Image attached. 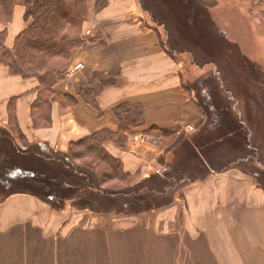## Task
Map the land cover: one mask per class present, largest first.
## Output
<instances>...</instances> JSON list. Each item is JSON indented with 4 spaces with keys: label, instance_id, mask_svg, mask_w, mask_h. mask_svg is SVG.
I'll list each match as a JSON object with an SVG mask.
<instances>
[{
    "label": "crops",
    "instance_id": "0c3cea01",
    "mask_svg": "<svg viewBox=\"0 0 264 264\" xmlns=\"http://www.w3.org/2000/svg\"><path fill=\"white\" fill-rule=\"evenodd\" d=\"M26 1L13 0L9 21H0L7 48L26 26ZM141 1L145 8L139 0H107L96 11V0H86L82 24L86 42L60 66L64 76L52 88L55 99L47 126L36 128L32 122L37 80L0 68L1 150L10 149L8 141L12 147L7 128L13 99V114L26 142L22 146L15 138L21 150L44 145L68 152L72 143L106 130L113 135L103 149L119 160L125 176L109 179L117 180L113 183L120 189L106 190L108 185L95 172L79 165L89 172L88 184L101 192L95 198L98 207L88 203L78 209H55L54 195L9 192L0 183V264H264L263 195L254 193L258 187L248 172L237 163L229 166L236 156L218 165V160L240 148L220 150L215 144L220 124L215 119L207 122L197 94L183 86L182 64L160 46L162 31L157 26L169 33L168 27L177 26L170 12L178 10L181 16L191 7L185 2L177 5L176 0ZM193 1L201 11L197 26L221 3ZM148 15L162 23L155 26ZM211 21L209 42L196 34L177 43L192 44L196 57L222 53L220 44L237 46L224 23L218 30ZM262 38L256 40L263 49L264 34ZM109 79L114 82L99 91L96 106L78 95L81 85ZM239 85L246 90L245 84ZM245 98L249 99L247 94ZM121 104L141 108V120L124 130L114 112ZM252 146L264 156L260 137ZM263 164L255 163L260 173ZM31 181L41 186L38 179ZM48 181L55 183L52 177Z\"/></svg>",
    "mask_w": 264,
    "mask_h": 264
},
{
    "label": "trees",
    "instance_id": "16d2710c",
    "mask_svg": "<svg viewBox=\"0 0 264 264\" xmlns=\"http://www.w3.org/2000/svg\"><path fill=\"white\" fill-rule=\"evenodd\" d=\"M176 1L177 4L185 2L189 8H192L188 11L185 10L181 16L178 10L170 12L171 17L176 19L174 21L177 24L176 28L179 26L178 29L181 32L176 35V38L192 39V36L197 34L204 41L208 40L212 19L207 22L202 20L201 25L197 26V23L201 22L199 18L201 11L195 2L193 0L191 3H188L190 0ZM106 2L107 0H96V11L104 7ZM12 6L13 0H0V21L4 23L9 21ZM85 18L86 0H27L24 12L26 26L16 36L12 48H7L4 44L5 30L0 32V62H3L13 75H18L23 79L30 76L37 78L38 93L31 109L33 126L36 128L50 124V107L51 102L55 99L52 88L64 76V71L61 70L60 66L69 59L73 49L86 42L82 36V24ZM173 27L176 29L175 26ZM162 43L160 42V46L166 48V42L162 41ZM165 50L175 59L168 48ZM99 83H101L102 88L111 81L109 79ZM182 83L186 90H192V87L185 85L184 82ZM93 86L81 85L78 88V95L86 103L96 106L95 102L99 92ZM200 107L206 111V106L200 103ZM8 108L11 117L9 122L15 128L16 134L11 132L8 135L12 142L10 149H0V163L4 165L0 169V183L3 182L5 190L9 192L13 190H24L33 193L43 192L48 196L54 195V198H57L60 194L59 190L63 186L60 181L66 180L70 187L71 195L69 198L71 197L73 200L74 196L81 194L83 197L81 201L88 204L99 195L101 189L89 185L87 181L89 172L72 161L74 156L77 158L83 154L90 155L97 163L104 164V169L106 167L110 169L100 176L103 181L112 178L125 179L119 160L111 157L103 149V143L111 139L113 135L110 131L102 130L74 142L69 146L68 152L57 151V154H52L51 150L47 146L44 147V145H42L43 147L38 145L29 148V151H23L14 142L15 138H19L22 144H26L13 114V99L9 101ZM114 112L120 121L121 130L141 120V108L138 105L127 108L121 104ZM38 150L43 153L42 157L50 165V168L48 166H35L30 161H23L22 157H19L23 152L36 153ZM57 161L60 162L56 164ZM54 164L55 166H52ZM51 177L55 180V183L48 181ZM35 179L40 181L41 186L31 183V180ZM1 198L3 196H0Z\"/></svg>",
    "mask_w": 264,
    "mask_h": 264
},
{
    "label": "rangeland",
    "instance_id": "374dc122",
    "mask_svg": "<svg viewBox=\"0 0 264 264\" xmlns=\"http://www.w3.org/2000/svg\"><path fill=\"white\" fill-rule=\"evenodd\" d=\"M220 1L221 3L217 7L218 9L212 11L211 14H209L208 11L204 20L206 22L210 19L215 21L218 25V30L223 28L222 26L224 23V25H226L225 27H227L230 32V38L234 41H238L237 46L235 42L224 44L226 45L225 48L223 44H220L222 53H201L200 57H196L192 51L195 50L192 44L187 42L177 43L185 38H176V35L181 33L178 29L179 26L176 29L168 27L169 33L167 28L157 26L162 31V38H160V42H166V48H168L175 56L174 60L178 61L177 64H182V82H184L185 85L192 87L194 90L188 91L197 94L195 96H197V98L199 97L198 101L206 106L205 118H207V122L215 119V122L218 121V125L220 124V130L215 132V135L219 136V139L215 140V144L217 145L218 142L220 150L226 148L227 146L231 147L232 150L240 148L239 151H232L235 155H225L223 158L218 160V165L222 162L226 163L228 158L236 156V159L233 160L229 166L233 168L237 163V168L248 172L254 181L253 183L258 188L259 185L262 187H260L262 192H260L257 188L254 193L262 194L264 201V169L260 173L258 167H255V163L264 162V156H260L258 151V154H256L255 149H252V145L255 144V137H260L264 144V48L262 49V46L256 40H263L264 9H261L260 7L264 5L261 3V0H232L230 2L225 0ZM139 2L142 7L145 8L142 1L139 0ZM243 8H246V15L243 14V10H245ZM157 13L160 12H151L153 15H156ZM148 18L150 19L149 15ZM240 21H242L241 25ZM252 21H254L256 26H259V28L256 26L254 27L252 25ZM150 22L154 25L156 22V25H159L161 20L157 19L152 21L150 19ZM180 30L182 29L180 28ZM245 39L249 42L245 43ZM207 41L205 43H207ZM227 46L236 47V50L231 52L227 51ZM221 57H223V59ZM1 67L5 68L4 70H7V72L10 73L3 62H0V68ZM239 70H241L240 73L238 72ZM31 78L37 80L35 76H30L26 79ZM110 81L111 83L108 85L113 84L114 82L113 79ZM239 83L242 85L245 84L246 90H243ZM108 85H105L104 87ZM93 87H95L98 92L104 88H101V83H97ZM246 94L249 99L245 98ZM255 98L258 100L257 104L254 102L256 101ZM199 102L198 104L200 105ZM201 110L203 111V108H201ZM242 118H250L251 120L250 122L245 123ZM258 118H262V122L259 123ZM257 125H259L258 130L256 128ZM8 126L9 127L7 129L13 134H16V130L12 124ZM249 127H251V130ZM249 130L252 132V135H250ZM21 145L23 146L24 144ZM8 148H11L9 141ZM24 151L29 150L27 148V150L24 149ZM50 152L52 154H57L53 150ZM42 156L43 153L40 150L36 153L23 152L19 155V157H22L21 159L23 161H30L35 166H48ZM91 157L90 155L83 154L77 158L74 156V160L72 161L78 166L83 165L85 168L91 169L98 175V178L102 180L100 176L105 174L104 172L110 169L107 167L104 169V164L97 163V161L93 160ZM59 162L60 161H57L56 164ZM3 167L4 165L0 163V169ZM60 182L63 183V186L62 189L59 190V196L55 198V202L53 203L55 209H78L88 206L87 203L81 201V199L83 200L81 194L74 196V202L66 203L65 200L69 199V196L71 195L69 191L70 187L68 186V182L66 180H61ZM113 182H117V180L109 181L106 179L104 184L108 185V187L105 189H120L118 186H115ZM39 184L41 183H38V185ZM79 195L80 200H76ZM90 204H93L95 207H98L99 205L95 199L89 202V205ZM141 207L138 208L141 209ZM261 209L264 210V202Z\"/></svg>",
    "mask_w": 264,
    "mask_h": 264
},
{
    "label": "bare ground",
    "instance_id": "6f19581e",
    "mask_svg": "<svg viewBox=\"0 0 264 264\" xmlns=\"http://www.w3.org/2000/svg\"><path fill=\"white\" fill-rule=\"evenodd\" d=\"M241 22H242V21H240V25H241ZM248 42H249V41H248L247 39H245V43H248Z\"/></svg>",
    "mask_w": 264,
    "mask_h": 264
},
{
    "label": "built area",
    "instance_id": "2783aa9c",
    "mask_svg": "<svg viewBox=\"0 0 264 264\" xmlns=\"http://www.w3.org/2000/svg\"><path fill=\"white\" fill-rule=\"evenodd\" d=\"M79 66V65H78Z\"/></svg>",
    "mask_w": 264,
    "mask_h": 264
}]
</instances>
